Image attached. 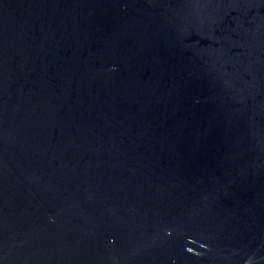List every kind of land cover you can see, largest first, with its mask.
Segmentation results:
<instances>
[{
  "label": "water",
  "instance_id": "1",
  "mask_svg": "<svg viewBox=\"0 0 264 264\" xmlns=\"http://www.w3.org/2000/svg\"><path fill=\"white\" fill-rule=\"evenodd\" d=\"M0 264H264V0H0Z\"/></svg>",
  "mask_w": 264,
  "mask_h": 264
}]
</instances>
